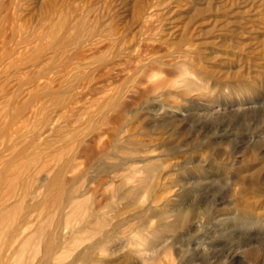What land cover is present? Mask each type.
I'll return each instance as SVG.
<instances>
[{"label": "bare ground", "instance_id": "1", "mask_svg": "<svg viewBox=\"0 0 264 264\" xmlns=\"http://www.w3.org/2000/svg\"><path fill=\"white\" fill-rule=\"evenodd\" d=\"M191 69L217 93L264 96V0H0V232L24 233L14 247L0 239V264L59 260L65 237L57 234L77 209L78 176L69 173L85 152V128L70 124L48 138L19 123L42 112L46 122L83 100L96 105L85 109L91 121H113ZM98 75L101 91L84 95ZM216 123L202 125L213 132ZM38 172L51 189L39 193L44 212L31 215ZM75 257L85 261V248Z\"/></svg>", "mask_w": 264, "mask_h": 264}, {"label": "rangeland", "instance_id": "2", "mask_svg": "<svg viewBox=\"0 0 264 264\" xmlns=\"http://www.w3.org/2000/svg\"><path fill=\"white\" fill-rule=\"evenodd\" d=\"M191 72L172 74L113 121H91L85 109L96 105L83 100L46 122L42 112L18 124L48 138L70 124L85 128V152L69 173L78 176L77 209L49 264H264L263 91L217 93ZM99 76L80 91L100 92ZM214 120L206 132L202 124ZM47 177L38 172L33 181L31 215L44 212L38 197L51 189ZM23 234L0 239L14 247ZM84 248L85 261H75Z\"/></svg>", "mask_w": 264, "mask_h": 264}]
</instances>
